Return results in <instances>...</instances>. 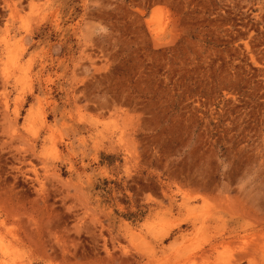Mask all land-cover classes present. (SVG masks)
<instances>
[{
    "label": "rangeland",
    "instance_id": "1",
    "mask_svg": "<svg viewBox=\"0 0 264 264\" xmlns=\"http://www.w3.org/2000/svg\"><path fill=\"white\" fill-rule=\"evenodd\" d=\"M0 264H264V0H0Z\"/></svg>",
    "mask_w": 264,
    "mask_h": 264
}]
</instances>
